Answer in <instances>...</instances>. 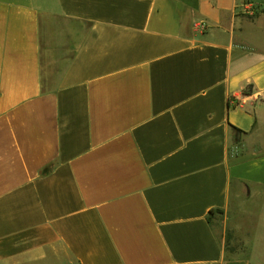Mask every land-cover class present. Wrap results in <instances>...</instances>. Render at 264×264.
I'll return each mask as SVG.
<instances>
[{
    "label": "crops",
    "instance_id": "1",
    "mask_svg": "<svg viewBox=\"0 0 264 264\" xmlns=\"http://www.w3.org/2000/svg\"><path fill=\"white\" fill-rule=\"evenodd\" d=\"M0 264H264V0H0Z\"/></svg>",
    "mask_w": 264,
    "mask_h": 264
},
{
    "label": "rangeland",
    "instance_id": "2",
    "mask_svg": "<svg viewBox=\"0 0 264 264\" xmlns=\"http://www.w3.org/2000/svg\"><path fill=\"white\" fill-rule=\"evenodd\" d=\"M243 194V199L245 198V193ZM237 209V208H236ZM232 214V215H231ZM247 214L240 212L239 210H233L230 213V216L228 217V226L225 228V226L222 225V222L227 219L225 215L222 213H218L217 215L213 216V220L216 223L217 227L220 229H225V237L227 241V247L229 250L232 251H239L241 253L247 254L248 247L245 243L241 241V238H238L237 232L232 230L231 228L233 225L240 224L242 225V228L244 231H251V225L249 223V218L246 216ZM224 228H223V227ZM221 229V230H222Z\"/></svg>",
    "mask_w": 264,
    "mask_h": 264
},
{
    "label": "built area",
    "instance_id": "3",
    "mask_svg": "<svg viewBox=\"0 0 264 264\" xmlns=\"http://www.w3.org/2000/svg\"><path fill=\"white\" fill-rule=\"evenodd\" d=\"M249 8H251V7H249ZM204 26H205V25H203V28H205Z\"/></svg>",
    "mask_w": 264,
    "mask_h": 264
},
{
    "label": "trees",
    "instance_id": "4",
    "mask_svg": "<svg viewBox=\"0 0 264 264\" xmlns=\"http://www.w3.org/2000/svg\"><path fill=\"white\" fill-rule=\"evenodd\" d=\"M252 90V88L251 89H249L248 91H251Z\"/></svg>",
    "mask_w": 264,
    "mask_h": 264
}]
</instances>
